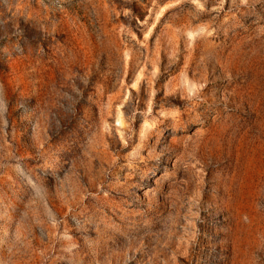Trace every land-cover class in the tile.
Instances as JSON below:
<instances>
[{
  "label": "rangeland",
  "instance_id": "obj_1",
  "mask_svg": "<svg viewBox=\"0 0 264 264\" xmlns=\"http://www.w3.org/2000/svg\"><path fill=\"white\" fill-rule=\"evenodd\" d=\"M0 264H264V0H0Z\"/></svg>",
  "mask_w": 264,
  "mask_h": 264
}]
</instances>
